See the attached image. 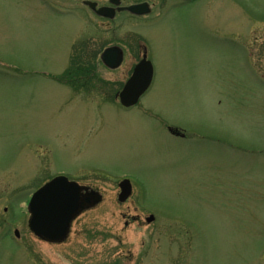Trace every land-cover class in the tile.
<instances>
[{
  "label": "rangeland",
  "instance_id": "1",
  "mask_svg": "<svg viewBox=\"0 0 264 264\" xmlns=\"http://www.w3.org/2000/svg\"><path fill=\"white\" fill-rule=\"evenodd\" d=\"M19 15L0 0V264H264V0L137 20L117 36L116 71L99 61L110 35ZM81 43L93 47H64ZM139 45L153 81L123 109ZM57 175L103 200L50 245L29 232L26 205Z\"/></svg>",
  "mask_w": 264,
  "mask_h": 264
},
{
  "label": "water",
  "instance_id": "2",
  "mask_svg": "<svg viewBox=\"0 0 264 264\" xmlns=\"http://www.w3.org/2000/svg\"><path fill=\"white\" fill-rule=\"evenodd\" d=\"M136 14H144L138 8L131 9ZM102 14H106L102 11ZM123 60L118 47H110L100 55L101 63L110 70L117 69ZM153 68L146 59V54L135 66L131 77L118 95L119 103L128 109L135 106L152 82ZM118 203H124L131 195L132 188L128 180L119 183ZM102 202V195L88 187L80 186L67 178L59 176L45 184L31 197L27 212L28 229L38 239L61 244L69 236L73 221L83 212L95 208ZM153 217L146 220L151 223ZM18 237V232H15Z\"/></svg>",
  "mask_w": 264,
  "mask_h": 264
},
{
  "label": "flooded vegetation",
  "instance_id": "3",
  "mask_svg": "<svg viewBox=\"0 0 264 264\" xmlns=\"http://www.w3.org/2000/svg\"><path fill=\"white\" fill-rule=\"evenodd\" d=\"M7 2L8 0H3ZM13 7L21 19L42 17L45 20L59 21L76 20L80 25H89L99 38L108 34L113 39L106 47H125L120 45L117 36L121 34L133 36L137 20L167 19L172 13H177L184 6H194L205 0H11ZM212 1V0H210ZM144 14L131 12L137 8ZM102 9H108L107 15L99 14ZM41 15V17H36ZM82 25V26H83ZM126 25L130 28H126ZM125 45V44H124ZM64 47H93L92 44H66ZM138 47H141L139 45ZM134 68V67H133ZM129 78V77H128ZM180 135V134H177Z\"/></svg>",
  "mask_w": 264,
  "mask_h": 264
},
{
  "label": "trees",
  "instance_id": "4",
  "mask_svg": "<svg viewBox=\"0 0 264 264\" xmlns=\"http://www.w3.org/2000/svg\"><path fill=\"white\" fill-rule=\"evenodd\" d=\"M75 65V64H74ZM95 67L94 65L92 67H87L85 65H81V63L77 64V67L74 71H77L78 74L80 75H84V76H91L92 74L94 75L95 72L93 73ZM67 73V72H66ZM79 75V76H80ZM92 75V76H93ZM91 76V77H92ZM84 79V78H83ZM90 82L87 81V84H89Z\"/></svg>",
  "mask_w": 264,
  "mask_h": 264
}]
</instances>
